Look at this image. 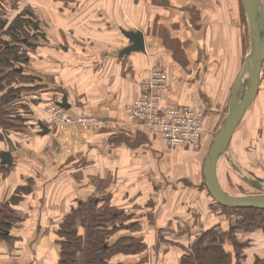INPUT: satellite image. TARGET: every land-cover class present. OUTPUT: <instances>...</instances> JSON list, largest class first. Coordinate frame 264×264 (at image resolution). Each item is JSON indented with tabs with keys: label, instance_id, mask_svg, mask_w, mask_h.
<instances>
[{
	"label": "crops",
	"instance_id": "1",
	"mask_svg": "<svg viewBox=\"0 0 264 264\" xmlns=\"http://www.w3.org/2000/svg\"><path fill=\"white\" fill-rule=\"evenodd\" d=\"M43 1L39 11L33 10L32 2L28 9L37 17L50 18L53 32L63 28L64 35L55 37H67L76 47L33 34L32 39L23 35L20 46L14 29H10L14 35L6 34L7 25L0 21V40L6 42L0 58L7 60L16 51L24 55L18 66L13 59L0 64L6 77L17 73V83L1 96L9 95L10 118L26 123L16 130L25 140L14 138L10 130L9 141L4 140L14 146L0 145V153L12 157L8 166L0 160V220L7 215H2L4 206L16 220L8 240L0 242V264H60L59 232L67 216L92 199L98 213L114 214L112 242L131 237L144 244L139 252L114 256L112 264H191L196 242L211 230L219 234L226 264H264V227L231 231L236 219L223 210L232 209L219 205L205 186L202 151L168 148L158 134L129 120L126 113V106L140 97L149 69L159 66L170 79L165 106L203 110L205 144L219 118L228 115L249 50L250 31L241 1L71 0L78 1L77 8L62 12L60 5ZM21 9L13 18L9 14L11 21L22 18ZM122 29L141 31L146 52L120 56L129 45ZM48 49H61L62 57H70L51 67L50 74H57L58 80L42 75L44 61L51 58L44 53ZM22 93L41 96L40 105L59 104L66 97L72 116H94L103 125L93 129L73 124L41 136L30 125L31 118L37 124L44 121L39 111L24 101L20 109L10 108ZM255 103L264 110V63ZM79 234L85 235L81 226Z\"/></svg>",
	"mask_w": 264,
	"mask_h": 264
},
{
	"label": "rangeland",
	"instance_id": "2",
	"mask_svg": "<svg viewBox=\"0 0 264 264\" xmlns=\"http://www.w3.org/2000/svg\"><path fill=\"white\" fill-rule=\"evenodd\" d=\"M42 1L43 0H29V1L27 0V2L25 0H1V2H0V21L2 20L3 26L7 25L6 29L3 28L6 32V34L11 35V32L13 34V31H11V30H12V27H14L16 29V31L14 30V33H19L18 38H15V40H16V43L20 46H21L20 38H22V36L25 35L27 39H32L33 37L32 38L30 37L31 34H33L35 36H40L43 40L48 41L50 43H52L53 38H55L56 40H58V42H60L61 39H63L66 42V44H69L70 42H69V39L67 37H65V38H62V37L56 38L55 37V36H57V34L58 35H64L65 32L64 33L62 32V30H64L63 28L58 29V31L54 30V32H53L51 29V27H52L51 24H53V23L50 22V20H51L50 18L42 19L41 17H37L34 12H32L28 9V8L32 7L29 5L32 2V4L35 3L33 5V10L39 11L41 8L40 3ZM47 1L48 0H44L43 5L46 4ZM51 1L53 2V4L60 5V6H58V9L60 12H62L61 11L62 9H67V7H69V9H71V10H72V7H74L76 9L77 8V2H78V1L73 2L71 0L70 1L60 0L61 3L56 1V0H51ZM262 3L264 5V0H262ZM20 7H22V9H21L22 10V12H21L22 18H19V20H17V18H18L17 17L15 20L11 21V17L9 16V14H12V18H13L15 11L18 10ZM94 8L97 10V6H95ZM55 11L58 12L57 10H55ZM96 14H97V12H96ZM38 20H41L42 24H38V26H36V22ZM245 20L247 21L246 17H245ZM8 23L10 24V27L7 29L8 25H9ZM97 25H99V24H96V26ZM1 31H2V28L0 26V32ZM247 31H249V30H247ZM247 38H248L249 44L247 45L246 49L248 50V47H249L248 51H250L251 42H250L249 35ZM73 40H75V39H73ZM93 40H95V39H93ZM70 44H73L75 46V43H73V42H71ZM4 45H6V42L4 40H0V49ZM53 45H54V42H53ZM57 48H61V47L57 46ZM45 49H47V47H45ZM39 51H40V49H39ZM248 51L245 50L244 58L246 56H249L250 52H248ZM62 52L63 51L61 49H58L57 51L56 50H50L49 51V49L44 51V53L49 54L51 58H49V60L46 59V61H44L45 65L43 66L44 67V70L42 71L43 74L41 73L43 76H45V75L52 76L50 73L52 71H54V69L51 67H53V65L55 63L61 64V63H63V61L65 59H67V60L70 59L69 56H68V58L62 57ZM52 54H54L55 56H53ZM35 56L37 57V55H35ZM40 56L41 55L38 54L39 58H40ZM3 57L5 58V56H3ZM23 57H24V55L21 56V59ZM10 59H13V56ZM51 60H52V62H50ZM19 61H21V60H19ZM40 61H41V58H40ZM15 64L18 66L17 60H16ZM49 70H51V71H49ZM3 77H6V76L3 74V71L0 69V79H2ZM15 78H16V76L13 75L10 77L7 76L6 79H3L2 83L0 84V90L3 89L0 92V96L2 95V93H4L3 91H7V88L9 85H11L12 83H17ZM50 79L51 80L52 79L58 80L59 76L57 74H55V76L50 77ZM11 97H13V96H11ZM39 97H41V96H38L36 94H34L32 96H29L27 94H23L20 97V99H18L16 101H15V98H13L14 100L12 102H10V104H11L10 108L15 106L16 108L20 109L21 103H22V101H24L23 103H28V105H30L34 111H36V112L39 111V113L42 114V116H40V117H43V119L45 120L46 115L44 113V109L52 108L53 105H55V104L51 103V104L40 105L39 102H41V101H39ZM19 100H20V102H19ZM164 102H165V96H164L163 103ZM129 105L130 104H128L126 107H129ZM6 108H7V104L0 103V145L8 148V146H11V147L14 146L12 144V141L10 144H8V142L4 140L6 137V140L9 141L8 135H9L10 130H13L12 132H13L14 138L23 139L22 137H19V132L16 130L24 129V127H26L25 126L26 123H25V121L23 122V121L18 120V118L15 116L10 118L11 112H10V110H8ZM23 110H25V109H23ZM225 111L226 112L228 111L227 108ZM17 112L13 111L14 114H16ZM31 113H32V111H31ZM32 115H33V113H32ZM223 119H224V115L221 118H219V122H218L217 126H215V128H213V130L210 132V135H208L209 137H207L205 144H203V141L205 138L204 137L203 141L198 146V148L189 147V149H193V150L198 149V151H202L203 161H204L205 154L210 149V147H211V145H212V143H213V141L217 135L218 128H220V124L223 121ZM250 123H252L251 129H250V127L247 128V126H249ZM30 125L33 128L40 130V128H38L39 126L37 127L38 124L34 123V120L32 118H31V124ZM102 125L103 124H100L98 126H94V128L100 127ZM68 126L69 125H67L66 127H68ZM250 126H251V124H250ZM66 127H57V128L52 129V130H59V129H64V128L66 129ZM91 128H93V127H91ZM23 140H25V138ZM183 147H185V146H183ZM168 148H170V147H168ZM175 148H177V147H175ZM219 165L220 166L218 169V176H219L220 184H221L222 188H224L226 190V192H228L229 194L236 195V196L237 195L238 196H250L251 194L252 195L264 194V110L262 111V110H260V108H258V107L256 108V103L253 104L251 107H249V109L245 113L244 117L242 118V121H241L237 131L235 132V135H234L228 149L221 156ZM255 182L260 183L261 187L254 186L253 183H255ZM3 210L4 211H2V215H6V214L8 215L9 214L11 216H14V214L9 210V208L7 206H4ZM223 211L226 212V215H228V214L230 216L233 215L236 219L235 220L236 223H237V220L239 219V215H243V216L245 214L252 215V213H249V212L248 213H240V212H237L235 210H230V211L223 210ZM77 224H78V222H77ZM77 224H76V226H77ZM108 224L110 227H113V225L117 224V222L114 220ZM80 226H81V224L80 225L78 224V226L76 227V228H78L77 229L78 232H79ZM80 236H82V235H80ZM127 238H129V237H127ZM212 261H216L215 264H225V262H226L221 257L214 258Z\"/></svg>",
	"mask_w": 264,
	"mask_h": 264
},
{
	"label": "water",
	"instance_id": "3",
	"mask_svg": "<svg viewBox=\"0 0 264 264\" xmlns=\"http://www.w3.org/2000/svg\"><path fill=\"white\" fill-rule=\"evenodd\" d=\"M247 19L250 31V54L244 60L239 76L235 82L232 96L229 102L228 115L220 125L219 131L207 151L203 164V177L205 186L211 197L221 206L232 209L262 210L264 211V194L250 196L230 195L222 188L218 169L221 156L228 149L235 132L240 125L245 113L256 101L264 63V5L262 0H240ZM129 45L124 48L120 56L131 53H145L146 44L144 34L137 31L121 30ZM17 71L18 69H13ZM22 69H19L20 71ZM59 106L68 110L67 98L63 99ZM41 136L48 135L50 130L43 122H38ZM9 152H1L0 160L2 166L12 164ZM261 187L260 183H253Z\"/></svg>",
	"mask_w": 264,
	"mask_h": 264
},
{
	"label": "trees",
	"instance_id": "4",
	"mask_svg": "<svg viewBox=\"0 0 264 264\" xmlns=\"http://www.w3.org/2000/svg\"><path fill=\"white\" fill-rule=\"evenodd\" d=\"M12 29L16 30L14 27ZM16 34L19 35V33ZM21 56L16 51L13 56V61L17 60V62H22L23 58L21 59ZM9 61L10 58H7V60L6 58H0V64L3 63L6 65ZM13 75H17V73L13 72ZM5 78L7 77L0 79V84ZM6 96L8 97L0 96V103L7 104L10 101L9 95ZM96 206L97 201L92 199L67 217L65 227L59 232V235L63 238V241L60 243V264H112L114 256L126 252L136 253L144 247L142 242L131 237H121L115 242H112L110 239L114 233V229L113 227H108L107 222L104 223V221H112L114 214L112 212L98 213ZM232 210L240 213H252V215H239V220H237L236 225L231 228L232 232L236 230L254 231L264 227V211L253 209ZM3 217L0 220V242L8 240L11 226L16 221L11 215ZM78 220L81 222V227L85 230L84 236H80L77 228H75ZM211 231L205 232L196 242L193 255L191 256V264H195V262L197 264H215L216 261L212 260L217 257H221L226 261L228 255L225 254L221 243L217 241L219 234ZM206 240L208 243L204 244Z\"/></svg>",
	"mask_w": 264,
	"mask_h": 264
},
{
	"label": "built area",
	"instance_id": "5",
	"mask_svg": "<svg viewBox=\"0 0 264 264\" xmlns=\"http://www.w3.org/2000/svg\"><path fill=\"white\" fill-rule=\"evenodd\" d=\"M149 70L148 78L140 86V97L126 107L129 120L139 121L144 127L158 134L167 147L198 148L206 135L203 110L190 105L166 107L163 100L170 87L169 76L159 66ZM44 113L46 119L42 122L50 131L72 124L86 128L102 124L94 116L74 117L58 104L44 109Z\"/></svg>",
	"mask_w": 264,
	"mask_h": 264
},
{
	"label": "bare ground",
	"instance_id": "6",
	"mask_svg": "<svg viewBox=\"0 0 264 264\" xmlns=\"http://www.w3.org/2000/svg\"><path fill=\"white\" fill-rule=\"evenodd\" d=\"M225 191V190H224ZM226 192V191H225ZM227 193V192H226ZM229 194V193H228ZM230 195H232V194H230Z\"/></svg>",
	"mask_w": 264,
	"mask_h": 264
}]
</instances>
